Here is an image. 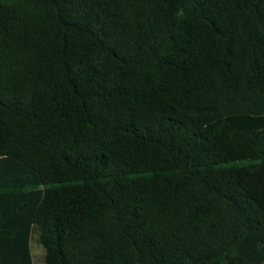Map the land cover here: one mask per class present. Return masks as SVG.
<instances>
[{"label":"trees","instance_id":"trees-1","mask_svg":"<svg viewBox=\"0 0 264 264\" xmlns=\"http://www.w3.org/2000/svg\"><path fill=\"white\" fill-rule=\"evenodd\" d=\"M264 264V0H0V264Z\"/></svg>","mask_w":264,"mask_h":264},{"label":"rangeland","instance_id":"rangeland-1","mask_svg":"<svg viewBox=\"0 0 264 264\" xmlns=\"http://www.w3.org/2000/svg\"><path fill=\"white\" fill-rule=\"evenodd\" d=\"M32 249L35 264H44V256L46 254V250L42 245L38 243L37 235L34 236Z\"/></svg>","mask_w":264,"mask_h":264}]
</instances>
